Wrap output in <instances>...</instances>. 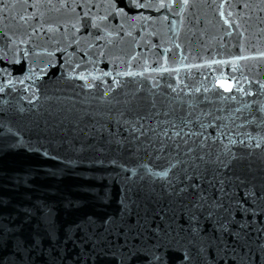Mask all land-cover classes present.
Segmentation results:
<instances>
[{
	"label": "water",
	"instance_id": "water-1",
	"mask_svg": "<svg viewBox=\"0 0 264 264\" xmlns=\"http://www.w3.org/2000/svg\"><path fill=\"white\" fill-rule=\"evenodd\" d=\"M0 264H264V0H0Z\"/></svg>",
	"mask_w": 264,
	"mask_h": 264
}]
</instances>
